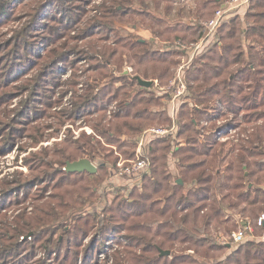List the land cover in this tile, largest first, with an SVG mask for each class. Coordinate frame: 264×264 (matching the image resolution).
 I'll return each instance as SVG.
<instances>
[{
    "label": "rangeland",
    "instance_id": "rangeland-1",
    "mask_svg": "<svg viewBox=\"0 0 264 264\" xmlns=\"http://www.w3.org/2000/svg\"><path fill=\"white\" fill-rule=\"evenodd\" d=\"M47 1L49 0H44L40 7L35 10L36 3L31 0H24L20 8L14 11L13 18L7 24L0 26V145L4 142H11V147L5 151L0 147V152L4 151L0 155V257H3V259H0V264H84L85 259L87 264H114L116 256L123 254L119 251H123L124 245L130 242L126 236L131 234L127 231H120L117 234H114V232L104 234L103 230L106 229L104 223L108 221H103L102 218L108 219L111 215H115V213L109 212L108 209L115 206L113 201L118 194L128 197L130 191L134 189L141 192L151 191V186L148 190L145 187L141 188L143 187L144 175L136 177L117 176L114 174L116 167H113L110 177H107L100 186L98 195L93 199H88L83 206L73 207L76 212L71 215L67 222L59 221L55 215H48V212H46L57 203L56 196L52 194L61 191L53 188V185L61 177L58 172L62 168L60 161L63 160V152H66V150L71 152L70 148L84 143L86 136H96L93 126L99 121L100 116L88 115L84 111L76 114V116L70 114L75 101L80 102V96L86 94L84 90L86 80L93 73L89 71V67L95 63V61L90 62L88 60L84 62L80 59L85 58V55L88 59L91 55L98 53V46L106 45V58L101 57L111 61V64H108L100 72H94L95 75H98L100 83L111 82L110 78H104V75L120 77L125 73L137 75L144 80L154 82L151 95L148 96L154 98V100L148 107L153 113H156L166 105L170 119L147 122L143 132L148 128H171L176 124L177 130L173 132L174 135L167 137L172 138L175 147H183L188 145L186 144L187 137L193 134L188 132V135L179 136L180 124L192 117L190 112L194 109L193 107L204 110L206 108L198 103L196 99L190 98L189 93L191 90L188 85L192 83V80L187 77L194 73L198 74L199 71L196 70L203 65H206L203 69H209L208 73H210V70H212L210 68L218 63L220 57L219 53L218 55L215 54V41L220 39L222 24L211 34H207L205 22L212 19L216 12L221 9L227 12L225 21L239 14L243 22L241 26H246L247 12L256 10H252L251 5L253 4L248 0L245 5L227 11L232 0H226L221 6L212 10L213 13L205 20L203 25L205 33L199 37L198 35L185 33L182 30L172 33L165 32L167 31L165 30L166 27L174 25L176 21L165 15L175 12L174 8L177 6L173 0H127V2L118 0L116 7L123 12L125 11L122 16L120 14L113 16L110 9H108L112 6V0ZM183 3L192 5L194 8L197 7L194 0H184ZM45 5L47 6L41 9ZM169 5H173V8L171 11L166 12ZM92 22H99L102 26L97 28L98 31H95L96 28L92 27V37L85 38L83 29L89 23L94 25ZM83 34L84 37L81 36ZM183 35H186V37H182ZM177 36L181 40L177 41ZM167 38H170L174 43L165 42ZM143 39L147 41V46L137 44ZM238 40L227 39V42L236 43ZM242 40L240 41L246 50L245 62H254V65H256L257 63L254 61L256 53L254 51L249 52V49H247V44L251 40H245V38H242ZM64 42L66 43L62 45ZM9 44L16 45L14 46V49L17 50L16 55L12 54V46L9 48ZM19 44L20 46L21 44L27 45L29 50L17 49ZM88 47L90 50L86 51ZM210 47L213 49H209ZM113 49L116 51L115 54H111ZM7 51L9 52L7 53ZM60 51H64L66 57L57 62L55 61L56 64L48 69L45 66L47 61L50 62L51 58L54 59ZM218 51L221 53V48ZM23 52L28 57L32 56L36 65L30 60L23 59L24 64L30 65L29 69L24 72H22L23 70L19 71L22 73L21 80L9 79L7 73L2 71L7 69L8 61L22 59L19 53ZM152 52L155 54L152 55ZM142 53L147 54L146 59L140 58ZM209 54V57L213 58L202 65L200 63L204 59L202 55ZM153 58L157 61H153ZM163 58L168 61L175 60L177 63L175 66L168 63L170 66L168 70L167 65L159 62ZM103 59H100V61ZM193 65L197 67L195 70L192 68ZM240 67V64L231 65L228 73H225L224 76L230 79L233 78V74L229 75V73H234ZM74 70L80 73L79 75L76 74L77 77L75 78L80 83L76 84L75 87L72 85V79H74L73 76L76 73ZM164 71L166 77L162 80L156 79ZM3 75L4 78H2ZM181 75L187 91L184 95L176 97L177 83L175 81ZM262 76L261 95L264 94V73ZM57 80H60V85H55ZM36 82L39 84H36ZM120 83L115 82L113 86L119 87ZM195 83V85L201 84V86L208 85L202 81ZM74 88H76V91L73 90ZM134 90L137 91L138 88L136 87ZM134 90L130 94L131 96L134 95ZM124 91L125 89L122 90V93ZM126 91L130 90L126 89ZM244 93H250V90L246 89ZM127 98L125 95L120 96L122 100ZM210 99L208 111L211 112L208 113L211 114L209 117L201 116L199 118L197 129H201L202 133L197 137L204 140L203 138L206 136L210 138L212 132H218L216 134L217 140L227 143L228 147H235L240 144L247 147L255 146L257 142L254 143L252 134L257 131L258 126L264 124V120H256L257 115H254L250 123L244 120L241 121L242 116L247 112H242L239 117H235L234 114L215 116L214 109H218L223 113H227V109L217 97ZM184 104L187 105L186 110H184L183 115H179V109ZM263 109L261 108L260 111ZM107 116L109 119L110 115L107 114ZM111 121L114 124H120L119 120L112 119ZM239 121L240 124H238ZM230 123L232 124L227 125ZM114 124H111L112 128H114ZM236 125L240 126L236 127ZM222 127L225 128L221 129ZM143 132L134 136H131L129 132H125L128 135L126 137L121 136L117 140L118 144L124 143L122 146L106 144L108 139L106 136L102 141L100 138L95 137L96 141H100L99 146L101 147L102 143L107 152L113 153V157L107 159L96 157L94 164L97 166L105 161H112L119 154L125 160L135 149L134 146H127V144L136 143L137 149L139 137ZM13 139H16L15 142ZM248 139L253 143H248ZM75 141L77 142L75 143ZM261 145L263 146H260V149L264 151V143H261ZM235 148V153H239L238 148ZM123 151H129L130 153L125 155ZM261 158L263 157H254L256 160ZM168 160L169 168L174 172L176 159L169 156ZM33 161H39V164L35 165ZM41 161H45L47 164H40ZM44 171H50L52 177L49 181L47 180L48 173L44 174ZM149 172L150 169L147 173ZM79 182L82 183L75 187L77 190L79 187L87 189L92 183L87 179L85 182ZM23 185H25L24 188ZM93 185L94 183L91 184L92 187ZM262 185L264 187V184ZM45 188L48 189L45 191L43 190ZM66 188L70 189L72 186L67 185L63 190ZM58 210L69 211L66 208ZM96 215L98 217L95 219ZM87 220L90 221L89 227L91 229L88 230V235L84 237L82 245L77 249L75 242L79 238H74V233L71 230L78 224L83 226ZM57 222L64 224L58 227L56 236L47 247V243L43 242L46 241L47 237H51V233L43 232L41 228L45 226V223L55 224ZM83 227L87 229L85 225ZM229 227L230 230H228ZM240 228H235L230 222L224 225L218 233L214 227L209 236L217 243L230 244L232 242L229 239L230 235ZM21 229H24L23 232H28L22 236L23 232L19 233ZM247 231L250 239L251 237L252 239L253 237L255 239L264 238V236L257 235L256 227L253 224L250 225V229L248 228ZM34 233L39 234H37L36 240L32 239ZM17 236L18 241L16 240ZM26 236L28 239L23 240ZM39 236L40 239L38 240ZM92 241L96 242L92 246V255L85 258L86 248L89 247ZM15 244H18L16 248L14 247ZM6 247L9 250H5ZM52 248L54 250L50 251ZM223 251L213 252L212 255L223 258L225 256ZM133 252H136V250H133ZM170 252V257L165 261H175L176 256H186V254H190L189 252L200 259L193 251L186 250L185 245L177 244L176 248L173 251L170 250ZM67 253L69 260L65 259ZM75 255L77 258L73 260L72 258ZM176 263L181 264V262ZM125 264H130V262L127 260Z\"/></svg>",
    "mask_w": 264,
    "mask_h": 264
},
{
    "label": "trees",
    "instance_id": "trees-1",
    "mask_svg": "<svg viewBox=\"0 0 264 264\" xmlns=\"http://www.w3.org/2000/svg\"><path fill=\"white\" fill-rule=\"evenodd\" d=\"M23 1L0 0V26L7 24L13 18L14 11L20 8L22 3H24ZM31 1L36 3L34 8L37 10L44 0ZM117 1L112 0V6L108 7V9H110L113 16L119 14L122 16L125 11L123 12L116 7ZM123 1L127 2V0ZM173 1L176 2L177 6L174 8L175 12L165 15L176 21L174 25L166 27L165 30L167 31L165 32L172 33L182 30L190 35H198L201 37L204 35L203 25L205 20L211 16L213 13L212 10L221 6L226 0H194L197 3L196 8L183 3L184 0ZM249 1L253 4L251 5L252 10L256 11L247 12V20H245L246 26H241L243 22L238 14L228 21H225V19L220 27V39L215 41V54L217 53L218 55L219 53L220 57L218 63L210 68L214 72L210 70L211 72L208 73L209 69H203V67H206L203 64H206V61L213 58L209 57L210 53L209 55H202L204 59L200 63L203 66L200 65L202 67L196 70L199 71L198 74L194 73L187 77L192 80V83L188 85L191 90L189 93L190 98L196 99L198 103L206 107L205 110L199 107H193L194 109L190 112L192 117L179 126V136H184L188 132L193 134L187 137L186 144L188 145L175 147V142H172V138L167 136L149 141L145 146V154L151 162L150 172L142 174L144 175L142 180L144 182L141 188L145 187L148 190L151 186V191L141 192L134 189L130 191L128 197L123 196V194H118L117 198L113 201L115 206L108 209L109 212L115 213V215H111L108 219L102 218L103 221H108L104 223V226H106V229L103 230L104 234L112 232L117 234L120 231H127L131 234L126 236L130 242L124 245L123 251H119V253L123 254L116 256L114 264H125L127 260L130 264H160L161 262H163L162 264H177L176 262H181V264H264V238L248 239L241 243L231 242L228 244L217 243L209 236L214 227L218 233L224 225L232 222V225L237 228L242 226V221L245 222L244 226L253 224L256 227L257 235L264 236V225L258 226L257 224L258 218L264 213V187L262 185L264 184V151L260 149V146H263L261 143H264V124L258 126L257 131L252 134L254 143L257 142L255 146L247 147L241 144L239 146L236 145L235 147L239 150L237 154L235 153L236 148L234 146L228 147L227 143H222L217 140L216 134L218 132H212L211 137L206 136L203 138L204 140H200L197 137L202 133L201 129H197L199 118L201 116L209 117L211 114L208 113L211 112L208 111L210 98L217 97L227 109V113L214 109L216 112L215 116L234 114L235 117H239L242 112H247L242 116L241 121L244 120L250 123L254 115H257L256 120H264V109L260 111L261 108H264V94L261 95L260 93V88L262 87L261 81L263 80L262 75L264 73V0ZM47 2H50V0ZM47 2L45 3L48 4ZM46 6L41 7V9ZM172 8L173 5H169L168 11L166 12L171 11ZM93 24L91 25L89 23L83 29L85 38L92 37V27L96 28L94 29L95 31H98L99 29L97 28L102 26L99 22ZM81 36L84 37V34ZM182 37H186V35ZM242 38L251 40L247 44V49H249V52L254 51L256 53L254 55L256 65H254V62H245L244 56L246 50L240 41ZM176 39L178 41L180 38L177 36ZM227 39L239 40L236 43H228ZM165 40V42L174 43L170 38ZM65 43H62V45ZM137 44L141 46L148 45L145 40H140V43ZM11 46L12 54L16 55L17 50L14 49L16 45L9 44V48ZM219 48L222 50L221 53L218 51ZM17 49L28 51L29 47L24 44L20 46L19 44L17 45ZM8 50L10 51V49ZM87 50H90V48L88 47ZM97 50L98 53L91 55L88 59L86 55L84 56L85 58L80 59L84 62L88 60L90 62L95 61V63L89 67V71L93 73L86 80L84 89L86 94L80 96V102L75 101L71 109V115L76 116V114L84 111L88 115L100 116L99 121L93 126L95 137L100 138L102 141L104 136H106L108 138L106 144L119 146H122L124 143L118 144L117 140L121 136L126 137L128 134L125 132H129L131 136L138 135L143 132L145 123L170 119L166 105L161 111H156V113H153L148 107L154 100V98L148 97L151 95V88L154 82L146 90L138 82L137 77L139 76L125 73L120 77L104 75V78L109 77L111 82L100 83L98 75H95L94 72L102 71L108 64H111V61L101 57L106 58V45L98 46ZM63 52H58L54 59L51 58L50 62L47 61L45 66L49 69L57 61L66 57V54ZM115 53L116 51L113 49L111 54ZM19 54L22 59L8 61L6 65L7 69L2 71L7 73L9 79L21 80L22 73L19 71L23 70L22 72H24L29 69L30 65L24 64L23 59L30 60L34 63L32 56L28 57L24 52ZM154 54L152 52V55ZM99 57L103 60L100 61ZM146 57L147 54L142 53L140 58L146 59ZM153 61H157V59L153 58ZM159 62L167 65L168 70L170 69L169 64L175 66L177 63L175 60L168 61L166 58L159 60ZM34 64L36 65V63ZM236 64H240L241 67L234 73H229V75L233 74V78L225 77L224 74L228 73L231 65ZM192 68L195 70L197 67L193 65ZM74 72L76 73L73 76L74 79H72L73 87L80 83L75 78L77 77L76 74L79 75L80 73L76 70ZM191 72L193 71L191 70ZM201 75L204 76L202 77ZM165 77L164 71L156 79L162 80ZM2 78H4V75ZM197 81H202L208 85H195ZM55 82V85H60L61 83L60 80ZM115 82H121L118 85L119 87L113 86ZM36 84L39 83L36 82ZM136 87L138 88L137 91L134 90ZM124 89L125 91L122 93ZM126 89L130 91H126ZM246 89L250 90V93L245 94ZM73 90L76 91V88ZM133 90L135 93L131 96L130 94H132ZM122 95L128 98L122 100L120 99ZM113 104H115L116 108L111 111V114H108V110ZM186 106L185 104L181 105L179 115L184 114ZM107 114L110 115L109 119ZM112 119L119 120L120 124H114L111 121ZM111 124H114V128H112ZM238 124H240V121ZM224 128L222 127L221 129ZM86 137L84 138V143L70 148L72 150L71 152H67V150L63 152V160L60 161L62 168L58 174H61V177L55 181L53 188L61 191L52 194L56 196L57 203L51 209L46 210L48 215H55L59 221L67 222L71 218V215L76 212L73 207L83 206L88 199L95 198L98 195L100 186L107 177H110L111 169L113 167L115 168L121 159V154H119L112 161L108 160L111 163L105 161L97 165V171L95 173L88 171H67L65 168L68 161H76L88 157V159L94 162L96 157L106 159L113 157V153L107 152L102 143L101 147L99 146L100 141H96L97 139L94 135ZM15 140L13 139L14 142ZM247 142L250 144L253 143L250 139ZM135 144H127V146H134L135 149L131 153L129 151H123L125 155L130 153L127 157L123 155L126 157L125 160L136 157L137 149ZM0 147L5 151L11 147V142H4ZM4 151H1L0 155ZM169 156L177 159L176 175L169 168ZM254 157L263 158L256 160ZM43 163L46 162L41 161L40 164ZM33 164L38 165L39 161H33ZM44 172V174L48 173V176H46L49 181L52 177L49 173L50 171ZM179 178L183 180L182 184L178 182ZM86 179L94 183L93 187L91 183L87 189L79 187L77 190L75 187L82 183L79 181L85 182ZM67 185H71L73 189L66 188L63 190ZM22 187L24 188L25 185ZM47 189L45 188L43 190L46 191ZM60 208H66L69 211H59L58 209ZM238 216L240 217L238 218ZM97 217L96 215L95 219ZM63 224L61 222L55 224L45 223V226L41 228L43 232L51 233V237H47L46 241L43 242L45 244L47 243V247L56 236L58 227ZM89 224L90 221L87 220L84 224L87 229L83 227L84 225L78 224L71 230L74 233V238H79L75 242L77 249L82 245L84 237L88 235V230L90 231L91 229ZM230 229L229 227L228 230ZM23 230L21 229L19 233L21 234ZM27 232L24 231L21 235L24 236ZM37 234L34 233L32 239L34 238L36 240L39 235ZM16 238L18 241V236ZM26 238L28 239L26 236L23 240H27ZM94 242L92 241L89 247L86 248L85 258L92 255ZM177 244L185 245L186 250L193 251L201 260L189 252L190 254H186V256H176L175 261H165L170 256H161L159 249H170L173 251ZM17 246L18 244L14 245L15 248ZM5 250H9L8 247ZM53 250V248L50 249V251ZM133 250H136V252H133ZM139 251L140 253H138ZM221 251L225 255L223 258L212 255L213 252ZM127 256L129 257L127 258ZM76 258L77 256L75 255L72 259L76 260ZM0 259H3V257H0ZM65 259H70L68 258V253L65 255ZM84 264H87L86 259Z\"/></svg>",
    "mask_w": 264,
    "mask_h": 264
},
{
    "label": "built area",
    "instance_id": "built-area-1",
    "mask_svg": "<svg viewBox=\"0 0 264 264\" xmlns=\"http://www.w3.org/2000/svg\"><path fill=\"white\" fill-rule=\"evenodd\" d=\"M248 0H232L231 4L227 11L233 10V8L239 7L247 3ZM226 10H218L214 17L207 22H205V29L207 30V34H211L212 31L221 26L223 21L225 20ZM177 83L176 97L180 95H184L187 91L186 85L183 81L182 75L178 77L175 81ZM115 109V105H111L108 114H111V111ZM176 124H174L171 128H148L146 129L138 140V147L136 157L129 160L120 159L117 163V166L114 170V174L117 176H141L143 173L149 171L151 162L150 159L145 154V146L149 141L155 140L160 137L170 136L176 131ZM174 135V134H173ZM258 226L264 225V213L260 215L257 222ZM229 239L233 243H241L250 239L249 233L247 229H239L238 231L233 232ZM228 240V239H227Z\"/></svg>",
    "mask_w": 264,
    "mask_h": 264
},
{
    "label": "water",
    "instance_id": "water-1",
    "mask_svg": "<svg viewBox=\"0 0 264 264\" xmlns=\"http://www.w3.org/2000/svg\"><path fill=\"white\" fill-rule=\"evenodd\" d=\"M137 80L142 86L149 87L152 84V81L144 80L140 77H137ZM65 169L69 172L88 171L90 173H95L97 171V166L90 159L81 158V159L76 160V161H68ZM179 182L182 183L181 180H179ZM159 251H160L161 256L170 255V250H163L160 248Z\"/></svg>",
    "mask_w": 264,
    "mask_h": 264
},
{
    "label": "crops",
    "instance_id": "crops-1",
    "mask_svg": "<svg viewBox=\"0 0 264 264\" xmlns=\"http://www.w3.org/2000/svg\"><path fill=\"white\" fill-rule=\"evenodd\" d=\"M245 4H246V3H245ZM245 4H244V5H245ZM203 29H204V28H203ZM204 33H205V31H204ZM141 41H144V39L141 40ZM151 85H152V84H151ZM151 85H150L149 87H146V86H144V87H145V89L147 90V89H149V88L151 87ZM176 130H177V128H176ZM177 147H179V146H177ZM175 159H176V158H175ZM176 163H177V159H176ZM175 165H176V164H175ZM176 169H177V167H176ZM176 169H175V171L173 172V171L171 170V168H170V170H171L175 175L177 174V170H176ZM179 180H181L182 183H183V180H182L181 178L178 179V182H179ZM179 183H180V182H179ZM182 183H181V184H182ZM241 224H242V226H240L241 228H243V229H245V228L248 229V228H249V229H250V225H251V224H249V225H247V226H244V224H245L244 221H242ZM241 228H240V229H241ZM251 239H252V237H251ZM253 239H255V238L253 237ZM256 239H259V238H256ZM262 239H263V238H262ZM247 240H248V239H247ZM222 243H223V242H222ZM224 243H225V242H224ZM163 250H164V249H163ZM170 253H171V252H170ZM167 256H169V255H167Z\"/></svg>",
    "mask_w": 264,
    "mask_h": 264
}]
</instances>
